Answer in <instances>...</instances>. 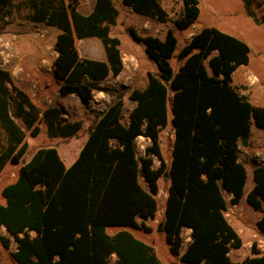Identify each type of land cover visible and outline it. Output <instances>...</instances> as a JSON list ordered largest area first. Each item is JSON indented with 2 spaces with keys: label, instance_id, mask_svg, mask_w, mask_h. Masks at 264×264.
<instances>
[{
  "label": "trees",
  "instance_id": "trees-1",
  "mask_svg": "<svg viewBox=\"0 0 264 264\" xmlns=\"http://www.w3.org/2000/svg\"><path fill=\"white\" fill-rule=\"evenodd\" d=\"M173 20L177 30L198 19V0H180ZM133 13L168 22L161 0H121ZM246 14L256 24L249 1ZM77 0H0V28L14 18L58 31L51 67L61 96L89 103L97 85L123 70L120 40L110 36L118 11L113 0H95L83 15ZM157 72L147 73L142 89L128 95L133 104L124 119L118 95L97 115L75 161L66 167L53 147L37 149L20 164L27 137L43 124L50 138H71L81 121H67L59 107L40 108L0 67V173L7 164L19 166L16 178L1 189L0 244L15 264H163L154 249L127 229L145 225L158 211L159 180L167 173L162 234L169 253L182 264H264V251L253 242L250 255L232 261L231 250L242 241L225 212L244 195L247 171L238 145L248 146L252 122L264 130V107L252 104L232 85V75L249 62V47L213 27L192 34L177 51L174 30L164 38L139 36ZM97 39L104 60L81 57L77 42ZM180 62L174 72L170 60ZM171 111L170 161L161 153L160 133ZM149 140L137 156L135 140ZM158 166H154V162ZM143 181V182H141ZM252 188L245 203L262 213L256 222L264 234V166L252 170ZM111 228H119L110 234ZM190 230L184 244L183 231Z\"/></svg>",
  "mask_w": 264,
  "mask_h": 264
},
{
  "label": "rangeland",
  "instance_id": "rangeland-1",
  "mask_svg": "<svg viewBox=\"0 0 264 264\" xmlns=\"http://www.w3.org/2000/svg\"><path fill=\"white\" fill-rule=\"evenodd\" d=\"M80 13L91 8L95 0H77ZM249 8L255 18L260 22L256 24L250 18L243 7L242 0H198L200 14L189 29L180 31L173 25V20L180 12V0H161V4L168 14L167 23H152L143 26V17L133 13L121 0H113L118 11L116 24L110 27V36L120 40V52L122 55L123 70L117 77L109 76L97 85L93 99L89 103H82L75 96L59 95V83L55 79L51 63L55 58L53 44L58 31L43 24H35L14 18L6 26L0 28V67L11 74L18 88L27 93L32 101L40 108L55 106L63 111V118L67 121H81V130L71 138H50L46 134L43 124H39L40 132L37 137H27V151L20 164L28 162L34 152L39 148L53 147L66 167H69L77 158L86 137L87 129L93 123L100 111H103L116 96H122L124 103V119L127 111L132 106L128 100L129 93L134 89L144 88L147 81V73H156V65L144 52V45L132 38L129 28L135 30L137 35L153 36L163 39L167 29L174 30L177 38V51L187 42L190 36L201 27H213L237 38L249 47V62L246 66H240L232 75V85L245 95L255 105L264 107V0H248ZM84 8V9H83ZM98 41L95 38H87L77 42L78 52L85 58H103L104 53L100 42L98 49L91 43ZM170 60L171 66L177 71L180 62L176 57ZM168 124L171 127V111L168 104ZM166 127L160 133V147L164 160L169 163L170 147L172 142V128ZM147 144L142 138L135 141L137 156L143 155ZM239 146L240 161L244 163L247 171V181L244 194L252 186L251 171L254 166H264V130L258 128L253 122L251 125L249 144L246 147ZM260 162H257L256 160ZM158 166V162H154ZM19 166L7 164L0 173L1 189L15 180ZM143 182V181H141ZM159 191L156 195L158 211L154 220H148L145 225L148 231L142 229H127L136 238L150 245L163 264H182L178 258L173 257L164 241L162 232L158 227L163 219V206L166 197L167 178H160ZM227 201L225 216L236 228L244 234H239L242 241L240 249L230 254L232 261H240L249 256L250 241L262 246L264 249V234H261L256 221L262 216L260 212H254L245 204V195L241 204L234 207L229 204L228 195L224 194ZM0 202L3 199L0 194ZM244 202V203H243ZM264 207V206H263ZM120 230L111 228L113 234ZM184 244L188 243L187 230L183 233ZM0 236H6L3 228ZM12 242L8 250L0 244V264H15L10 253L14 250Z\"/></svg>",
  "mask_w": 264,
  "mask_h": 264
},
{
  "label": "crops",
  "instance_id": "crops-1",
  "mask_svg": "<svg viewBox=\"0 0 264 264\" xmlns=\"http://www.w3.org/2000/svg\"><path fill=\"white\" fill-rule=\"evenodd\" d=\"M95 2V1H94ZM94 2L92 3V5H91V8H89L88 10H85L84 8V10H82V11H85V14H83V15H87V14H89L90 13V11L92 10V8H93V5H94ZM128 8V7H127ZM78 9V8H77ZM129 9V8H128ZM130 10V9H129ZM78 11H79V9H78ZM80 12V11H79ZM82 14V13H81ZM140 16V15H139ZM141 17H143V16H141ZM143 19V26L144 25H146V24H149V23H152L151 21H156V20H153V19H150V18H147V17H143L142 18ZM151 20V21H150ZM157 22V21H156ZM159 23V22H158ZM195 24V23H194ZM201 28H203V27H201ZM200 28V29H201ZM199 29V30H200ZM198 30V31H199ZM197 31V32H198ZM87 39V38H86ZM84 40V39H83ZM92 45H94L95 46V48L96 49H98V41H96V42H93V43H91ZM55 56H56V53H55ZM91 59H97V60H104V57L103 58H91ZM55 77V76H54ZM55 79L58 81V83H59V86H60V82H59V80L55 77ZM60 95V94H59ZM61 96V95H60ZM69 96H74V95H69ZM61 97H63V96H61ZM65 97H67V96H65ZM76 97V96H75ZM79 99V98H78ZM80 100V99H79ZM81 101V100H80ZM82 102V101H81ZM83 103V102H82ZM110 104V103H109ZM108 104V105H109ZM133 107V104H132V106L128 109V111H127V115H128V113H129V111H130V109ZM101 112V111H100ZM127 115H126V117H127ZM168 127H170L169 126V124L167 125ZM171 128V127H170ZM172 130V129H171ZM139 138H142V137H139ZM143 140H144V142L148 145L149 144V140L148 139H145V138H142ZM137 140V139H136ZM135 140V141H136ZM172 143V142H171ZM146 145V146H147ZM243 147V146H242ZM238 149H239V146H238ZM240 150V149H239ZM169 161H170V159H169ZM256 166H254L253 168H255ZM251 175H252V171H251ZM247 193V192H246ZM246 193L244 194V195H246ZM229 197H228V199L230 200V198H231V196L230 195H228ZM241 202L242 201H240V203L238 204V205H240L241 204ZM244 203V202H243ZM246 204V203H245ZM238 205H232V206H234V207H236V206H238ZM263 209H264V207H263ZM252 210V209H251ZM254 212H256V211H254ZM226 217V216H225ZM227 219V218H226ZM260 218L258 217V219H257V221L259 220ZM228 221V220H227ZM256 221V222H257ZM228 223L233 227V229L236 231V233L238 234V233H241V235L242 234H244L245 233V231L243 232L241 229H238V228H236L230 221H228ZM187 232H188V234L190 235V230H187ZM261 233V232H260ZM262 234V233H261ZM239 235V234H238ZM190 237V236H189ZM189 240H190V238H189ZM253 242H251L250 241V246H251V244H252ZM187 244V243H186ZM258 249L260 250V251H264V249L262 248V246H260V245H258ZM238 250V249H237ZM249 250H250V248H249ZM233 252H235V250H231L230 251V253H229V256H230V254L231 253H233ZM249 255H250V253H249ZM241 261V260H240Z\"/></svg>",
  "mask_w": 264,
  "mask_h": 264
},
{
  "label": "water",
  "instance_id": "water-1",
  "mask_svg": "<svg viewBox=\"0 0 264 264\" xmlns=\"http://www.w3.org/2000/svg\"><path fill=\"white\" fill-rule=\"evenodd\" d=\"M55 77H56V76H55ZM163 177H164V178H168L167 173H165V174L163 175ZM158 231H159V232H162V224L159 225V227H158Z\"/></svg>",
  "mask_w": 264,
  "mask_h": 264
},
{
  "label": "built area",
  "instance_id": "built-area-1",
  "mask_svg": "<svg viewBox=\"0 0 264 264\" xmlns=\"http://www.w3.org/2000/svg\"><path fill=\"white\" fill-rule=\"evenodd\" d=\"M257 162H260L258 159L256 160Z\"/></svg>",
  "mask_w": 264,
  "mask_h": 264
}]
</instances>
